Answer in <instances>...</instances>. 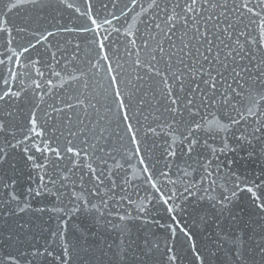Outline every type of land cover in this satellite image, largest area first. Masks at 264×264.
Here are the masks:
<instances>
[{
    "label": "snow or ice",
    "instance_id": "6c2138e0",
    "mask_svg": "<svg viewBox=\"0 0 264 264\" xmlns=\"http://www.w3.org/2000/svg\"><path fill=\"white\" fill-rule=\"evenodd\" d=\"M0 264H264V0H0Z\"/></svg>",
    "mask_w": 264,
    "mask_h": 264
}]
</instances>
